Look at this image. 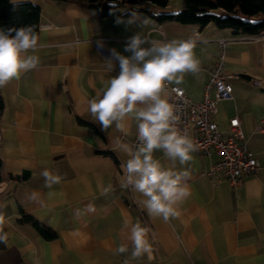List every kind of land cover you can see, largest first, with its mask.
Segmentation results:
<instances>
[{"label": "crops", "instance_id": "crops-1", "mask_svg": "<svg viewBox=\"0 0 264 264\" xmlns=\"http://www.w3.org/2000/svg\"><path fill=\"white\" fill-rule=\"evenodd\" d=\"M10 1L40 8V64L0 88V213L8 233L7 243L0 245V264H264V128L256 130L264 126V33L235 34L211 23L157 24L143 13L138 15L149 20L144 28L139 21L127 24L129 16L118 24L117 18L92 10L86 0ZM143 5L170 12L182 2L160 10ZM138 32L158 41L199 38L195 53L201 71L186 74L178 85L194 101L203 96L220 50L217 40L226 41L223 74L232 86V99L217 103L214 118L224 132L228 119L237 115L259 163L255 173L234 186L220 173L207 174L214 157L194 153L187 165L191 196L180 205V217L168 223L150 217L138 193L121 188V165L128 158L121 145L136 147L135 122H128L125 135L114 127L103 130L86 112L88 99L119 74L118 61L107 69L111 50L131 55L124 48ZM154 155L170 165L161 152ZM45 169L61 176V183L45 187ZM50 191L55 195L49 197ZM20 208L57 236L45 239L31 224L18 222ZM136 222L149 229L151 260L130 256L128 237ZM120 244H127L129 252L113 255Z\"/></svg>", "mask_w": 264, "mask_h": 264}, {"label": "clouds", "instance_id": "clouds-1", "mask_svg": "<svg viewBox=\"0 0 264 264\" xmlns=\"http://www.w3.org/2000/svg\"><path fill=\"white\" fill-rule=\"evenodd\" d=\"M137 21L143 28L149 24L146 17L130 13L127 24ZM117 23L124 21L117 18ZM198 39L158 41L149 39L143 32L134 34L128 38L124 48L131 55L111 50L107 69L111 71L113 60L118 61L119 74L108 79L87 101L86 112L99 122L103 130L114 127L127 135L128 122H135L136 147L131 149L121 145L128 157L121 165L124 172L121 188L138 193L142 197L139 203L143 204L147 214L165 223L180 217V205L191 196L188 185L191 172L187 165L199 149L198 144L179 129L180 116L169 100L167 88L172 84H181L186 74L200 73L201 61L195 53ZM39 40L37 31L31 26L0 30V88L39 66L40 56L36 54ZM156 152H161L170 162L168 167L155 157ZM41 175L45 179V187L49 189L62 180L61 176L47 169ZM35 195L32 194L31 198L34 199ZM48 195L52 197L55 193L50 191ZM128 223L125 221V227ZM5 225L6 218L0 213V243H7L8 240ZM148 234L149 229L140 222L131 224L128 238L132 259L143 256L149 260L153 258L154 248ZM128 252V245L120 244L113 255ZM125 264H128L127 260Z\"/></svg>", "mask_w": 264, "mask_h": 264}, {"label": "trees", "instance_id": "trees-1", "mask_svg": "<svg viewBox=\"0 0 264 264\" xmlns=\"http://www.w3.org/2000/svg\"><path fill=\"white\" fill-rule=\"evenodd\" d=\"M90 8L99 15L123 18L132 12L143 13L157 24L175 21L180 24H193L203 27L209 23L228 28L235 34L260 35L264 33V0H182V6L176 11H153L143 5L148 2L159 8H165L169 0H86ZM38 5L29 1L11 2L0 0V30L34 27L39 31ZM15 33H13L14 35ZM3 101L0 95V115ZM3 164L0 159V182L3 180ZM22 180L25 176L10 175ZM17 221L29 223L45 239H53L57 233L44 223L26 214L20 208ZM2 245V243H0Z\"/></svg>", "mask_w": 264, "mask_h": 264}, {"label": "built area", "instance_id": "built-area-1", "mask_svg": "<svg viewBox=\"0 0 264 264\" xmlns=\"http://www.w3.org/2000/svg\"><path fill=\"white\" fill-rule=\"evenodd\" d=\"M217 44L220 50L209 68L201 100L190 99L183 88L174 84L168 86L167 94L180 116L179 129L189 135L199 146L196 153L214 157L207 174L220 173L223 180H227L234 186H240L245 175L257 171L259 163L248 149L240 118L237 115L230 117L224 132L219 129L214 118L217 103L232 99V86L226 82L223 74L226 41L218 39ZM263 128L261 123L256 130L262 131ZM136 137L135 144L138 143Z\"/></svg>", "mask_w": 264, "mask_h": 264}, {"label": "rangeland", "instance_id": "rangeland-1", "mask_svg": "<svg viewBox=\"0 0 264 264\" xmlns=\"http://www.w3.org/2000/svg\"><path fill=\"white\" fill-rule=\"evenodd\" d=\"M180 1L182 2V0H169L168 5L169 6L177 5V3H179ZM159 10H160V8H159Z\"/></svg>", "mask_w": 264, "mask_h": 264}]
</instances>
